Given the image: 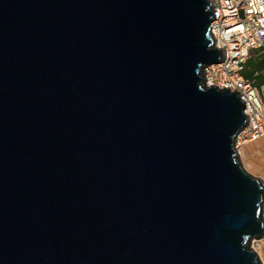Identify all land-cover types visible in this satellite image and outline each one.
I'll return each instance as SVG.
<instances>
[{
	"label": "water",
	"instance_id": "water-1",
	"mask_svg": "<svg viewBox=\"0 0 264 264\" xmlns=\"http://www.w3.org/2000/svg\"><path fill=\"white\" fill-rule=\"evenodd\" d=\"M208 0H0V264H264Z\"/></svg>",
	"mask_w": 264,
	"mask_h": 264
},
{
	"label": "built area",
	"instance_id": "built-area-1",
	"mask_svg": "<svg viewBox=\"0 0 264 264\" xmlns=\"http://www.w3.org/2000/svg\"><path fill=\"white\" fill-rule=\"evenodd\" d=\"M208 1L213 13L209 30L213 46L220 49L221 56L219 61L204 65L201 75L205 86L235 90L243 102L246 121L233 144L239 157L237 150L241 146L264 136V98L252 80L241 74L252 51L264 48V0Z\"/></svg>",
	"mask_w": 264,
	"mask_h": 264
},
{
	"label": "crops",
	"instance_id": "crops-1",
	"mask_svg": "<svg viewBox=\"0 0 264 264\" xmlns=\"http://www.w3.org/2000/svg\"><path fill=\"white\" fill-rule=\"evenodd\" d=\"M241 74L244 78L252 80L256 90L264 98V48H258L252 51L251 55L243 64ZM256 141L250 142L255 143L253 145L254 152L252 153V157L256 163V172L251 173L262 179L264 178V136Z\"/></svg>",
	"mask_w": 264,
	"mask_h": 264
},
{
	"label": "bare ground",
	"instance_id": "bare-ground-1",
	"mask_svg": "<svg viewBox=\"0 0 264 264\" xmlns=\"http://www.w3.org/2000/svg\"><path fill=\"white\" fill-rule=\"evenodd\" d=\"M249 144H251V143H248V144H245V145L241 146L237 150V152L239 154V157H241L240 160L242 161V164H243L242 166H244L245 169L248 170L249 172H252L256 168L253 166V164H251L250 162H247V159H246V156H245L246 148L248 147V149H249ZM262 180H264V179H262ZM251 247H252V249H254L257 252V254L259 255L261 261L264 262V236H262L259 239L252 240L251 241Z\"/></svg>",
	"mask_w": 264,
	"mask_h": 264
},
{
	"label": "rangeland",
	"instance_id": "rangeland-1",
	"mask_svg": "<svg viewBox=\"0 0 264 264\" xmlns=\"http://www.w3.org/2000/svg\"><path fill=\"white\" fill-rule=\"evenodd\" d=\"M247 69V68H246ZM255 143H251L249 144V149L248 147L246 148V153H245V156H246V159H247V162H250L251 164H253L254 167H256V163L252 157V153L254 152V148H253V145ZM241 158V157H240ZM242 163V161H241ZM243 165V164H242ZM244 167V166H243ZM245 168V167H244ZM256 172V169L254 171H252V173ZM251 173V172H250ZM264 179V178H262ZM254 240V239H253Z\"/></svg>",
	"mask_w": 264,
	"mask_h": 264
}]
</instances>
